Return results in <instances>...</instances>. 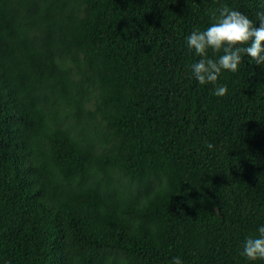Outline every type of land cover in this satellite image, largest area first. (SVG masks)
Wrapping results in <instances>:
<instances>
[{
	"label": "trees",
	"instance_id": "obj_1",
	"mask_svg": "<svg viewBox=\"0 0 264 264\" xmlns=\"http://www.w3.org/2000/svg\"><path fill=\"white\" fill-rule=\"evenodd\" d=\"M222 4L259 27L264 0H0V264H264V66L200 84L186 42Z\"/></svg>",
	"mask_w": 264,
	"mask_h": 264
},
{
	"label": "clouds",
	"instance_id": "obj_2",
	"mask_svg": "<svg viewBox=\"0 0 264 264\" xmlns=\"http://www.w3.org/2000/svg\"><path fill=\"white\" fill-rule=\"evenodd\" d=\"M211 20L213 23L206 30L195 31L186 38L188 47L204 57L191 66L200 84H217L222 70L237 72L242 54L264 66V11L257 13L259 27L247 15L223 4L211 12ZM209 50L223 54L218 59L207 58ZM214 94L227 95V86L218 85ZM207 146L214 147L211 143ZM258 232V237L249 236L243 244L241 255L249 261L264 260V226ZM173 264H182L181 259L174 257Z\"/></svg>",
	"mask_w": 264,
	"mask_h": 264
}]
</instances>
